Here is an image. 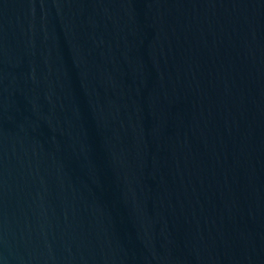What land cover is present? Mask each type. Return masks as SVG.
<instances>
[{"label": "water", "instance_id": "water-1", "mask_svg": "<svg viewBox=\"0 0 264 264\" xmlns=\"http://www.w3.org/2000/svg\"><path fill=\"white\" fill-rule=\"evenodd\" d=\"M0 264H264V0H0Z\"/></svg>", "mask_w": 264, "mask_h": 264}]
</instances>
